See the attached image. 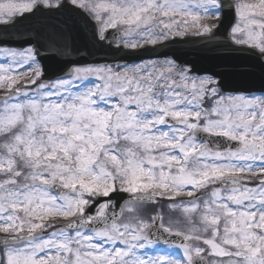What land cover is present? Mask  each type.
<instances>
[{"label":"snow or ice","instance_id":"obj_1","mask_svg":"<svg viewBox=\"0 0 264 264\" xmlns=\"http://www.w3.org/2000/svg\"><path fill=\"white\" fill-rule=\"evenodd\" d=\"M0 264H264V0H0Z\"/></svg>","mask_w":264,"mask_h":264},{"label":"water","instance_id":"obj_2","mask_svg":"<svg viewBox=\"0 0 264 264\" xmlns=\"http://www.w3.org/2000/svg\"><path fill=\"white\" fill-rule=\"evenodd\" d=\"M11 31L14 34L16 33V29H12ZM20 31L23 32L24 29L21 28ZM19 38L20 37L17 36V39H19ZM191 39L193 41L197 40V38H191ZM223 40H224V37L222 35L218 36L217 40L215 41V43H217V44L223 43ZM200 46H201L200 43H189V44L181 45L180 47H181V49L183 50L184 53H187V52H191L195 48H199ZM160 51H165V50L161 49ZM245 55H247V54L246 53H233V52H230L227 49L221 48L216 53L210 54L209 58H199V57H196V56H188L187 58L195 60L197 65H198V67H200L202 69H211L217 63L216 60L211 58L212 56H245ZM144 58L147 59L149 57L145 56ZM96 59L101 60V62H103L102 54H98L96 56ZM132 59H135V57H132ZM256 85H258V81H236V82H233L231 84V87H252V86H256Z\"/></svg>","mask_w":264,"mask_h":264}]
</instances>
